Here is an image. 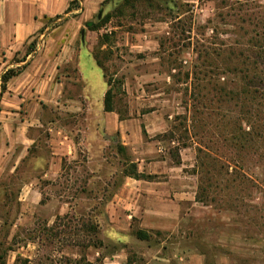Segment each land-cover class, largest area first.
Returning a JSON list of instances; mask_svg holds the SVG:
<instances>
[{"label": "rangeland", "instance_id": "1", "mask_svg": "<svg viewBox=\"0 0 264 264\" xmlns=\"http://www.w3.org/2000/svg\"><path fill=\"white\" fill-rule=\"evenodd\" d=\"M94 2V12L89 19L97 29L88 34L92 49L90 53L87 48L81 52V67L84 75L89 78L88 93L92 102L98 105L101 100L105 77L106 81L112 80L115 112L122 118L130 116V108L136 117L140 114L146 115L147 119L151 118L152 126L153 121L157 120L156 115L159 119L163 117L167 122L162 128L165 132L153 139H149L147 134L145 140H159L158 147H162L163 152L158 158H168L171 164L186 166L183 170L193 175L192 179L201 197L198 205L189 210L191 214L181 223L180 229L184 232L168 238L162 236V240L167 239L172 247L182 248L184 252L199 250L205 253L207 264H264V226H261V222L259 228H256L248 220V217L259 215L250 206H258L264 215L263 144L257 150L258 156L247 160L244 168L239 171L250 179L253 176V182L245 179V182L226 184L225 181L233 172V165L229 166V175L225 169L221 173L213 171L208 174V167L202 168L201 163L208 165L209 160L199 151L204 149L206 142L217 143L221 140L219 136L225 130L220 126L227 124L231 114L228 113L226 122L219 121L217 113L222 111L217 108L219 104L214 105L203 96L212 86L203 90L199 80L204 73L217 72L216 66H220L227 77H231L228 71H234L233 68L237 66L246 69L243 61L245 57H236L239 54L234 55L229 48L241 38L261 41L255 33L260 26L255 28L253 24H262L264 21V0ZM76 5L84 10L83 4L78 2ZM82 12L68 17L61 15L48 22L46 35L36 40L35 49L31 53L35 55L43 47V39L53 29ZM222 43L227 46H222ZM245 56H250L249 51L245 52ZM97 60L101 65H98ZM204 102L209 105L212 103L213 109L206 110ZM226 106L235 111L230 103ZM54 117L55 112L48 110L44 118ZM64 119L67 123L75 121L70 113ZM234 125L229 124L226 132L232 131ZM94 130L97 131L98 140L92 150L81 145L78 159L65 163L66 171L60 187L55 190V194L62 199L70 200L76 194L82 199H97L103 194L106 200L108 194L122 182L124 172H130L136 154L121 143L117 134H105L95 126ZM229 151L223 150L224 153ZM42 154L48 155L45 136ZM145 158V163L156 159L152 156ZM29 165L26 161L16 172L5 175L0 181V218H3L0 221V254L11 247L9 235L20 213L22 182L35 174L28 168ZM90 179L92 184L87 186ZM237 195L238 202L234 201ZM82 202L84 207L73 212L74 219L69 216L58 218V232L53 228L49 230L44 223L38 228V235L46 239L44 244L51 246L48 255L50 261L56 260L52 253L53 246L60 247L61 239H67L70 234L75 235L71 244L100 242L96 221L88 216L91 214L89 207L95 206L98 210L97 203L100 202ZM91 227L94 230L96 228L95 232H91ZM56 234L58 237H55ZM38 235L19 228L14 243L26 245L29 241L38 242ZM56 238H60L59 241Z\"/></svg>", "mask_w": 264, "mask_h": 264}, {"label": "crops", "instance_id": "2", "mask_svg": "<svg viewBox=\"0 0 264 264\" xmlns=\"http://www.w3.org/2000/svg\"><path fill=\"white\" fill-rule=\"evenodd\" d=\"M73 1L0 0V181L26 161L35 173L21 185L20 213L11 226V247L7 248L5 264H207L205 253L184 252L172 247L167 239L162 240V236L183 233L181 223L199 203L193 175L183 170L184 164L174 165L168 158H158L163 152L158 139L145 140L147 134L153 139L165 132L162 128L167 122L163 117L156 115L152 126L151 118L140 114L136 117L131 108L126 118L106 111L105 95L110 86L105 77L101 100L98 105L92 102L89 78L81 67V52L83 48L89 53L92 49L88 34L94 30L89 29V17L95 2L77 0L84 10L75 4L70 10ZM78 9L82 14L53 29L35 55L27 53L33 41L46 35L48 22L61 15L78 14ZM19 67L21 73L9 80L2 93V74ZM48 110L55 112L53 119L44 118ZM67 113L75 119L73 123L64 119ZM94 126L105 134H117L121 143L136 154L138 172L155 178L124 176L106 200L103 194L97 199H82L76 194L70 200L55 194L66 161L78 159L81 145L91 151L98 140ZM44 136L48 155L42 154ZM147 156L156 159L145 163ZM91 184L90 179L86 185ZM82 200L100 202L99 211L89 207L88 216L96 221L101 244H71L75 235L70 234L61 239L60 247L53 246L56 260L50 261L51 246L44 244L46 239L38 235V228L44 223L56 231L58 218L74 219L73 212L84 207ZM19 228L37 233L38 242L15 244ZM139 230L147 237L139 238Z\"/></svg>", "mask_w": 264, "mask_h": 264}, {"label": "trees", "instance_id": "3", "mask_svg": "<svg viewBox=\"0 0 264 264\" xmlns=\"http://www.w3.org/2000/svg\"><path fill=\"white\" fill-rule=\"evenodd\" d=\"M77 2V0L73 1L69 9L71 10L72 6L74 4L76 5ZM253 26L255 28L260 26L257 28L258 30H256L255 33L261 38V41L257 39L245 40L244 38H241L234 42V44H231V47L229 48L232 50L234 55H236V53L239 54L236 57H245L243 61L245 62L246 69L245 67L242 68L241 66H237L236 68H233L235 69L234 71H228V74H230L231 77H227L221 67L216 66L215 70H218V73H204V76L200 80L198 79L200 81V86L203 87V90L212 86L211 89H208V92H204L203 96H205L214 105L219 104L217 108L218 110H222L220 113H217L219 121L222 123L226 122L228 113H231L228 116L229 118L227 124L224 123L223 126H220L222 130H225V132L223 131V133L219 136L221 137V140L217 143L211 141L206 142L204 149H199L200 153L204 154L205 158L209 160L208 165H205L203 162L201 163L202 168L208 167V174L213 171L221 173L225 169V173L229 175V166L233 165V172L225 181L226 184H229L230 182L234 183L236 181H240V183L245 182V179L248 182H253V176H251L252 178L250 179L244 174H241L239 171L244 168V164L247 160H253V158L258 156L257 150L261 144H263L262 149L264 150V21L262 24L257 23L253 24ZM89 29L95 30L97 28L94 23L91 22L89 23ZM240 40H244L245 42H241ZM35 46L36 42L33 41L29 45L27 53L30 54L31 51L35 49ZM222 46L225 47L227 45L222 43ZM242 47L244 48L243 51L240 50ZM221 50H223V48L220 49V51ZM225 51H227V49ZM246 51H249V57L245 56ZM97 63L98 65H101L98 60ZM209 66L212 65L209 63ZM21 71V67L11 68L2 74V93L6 91L9 80L20 74ZM107 83L110 88L105 95V109L110 112L115 111L112 97V80L108 79ZM212 103L209 105L204 102L203 107L206 110H211L213 109L211 107ZM227 103H230L235 108V111L229 109L230 107L226 106ZM233 120L235 125L231 129L232 131L227 133L226 128L229 124L233 125V123H230V121ZM143 132L146 135L145 129ZM224 149L227 151L229 149L230 151L228 153H224ZM124 176H132L134 178L145 180H153L155 178V176L152 175L140 174L137 169V164L133 161L130 165V172L125 171ZM199 198L201 197L198 192V201H200ZM234 201L238 202V195L234 197ZM243 205L245 206V204ZM250 207L254 208L255 213H259V215L257 216L256 214L254 218L248 217V220L252 221V224H254L256 228H259V225L262 222L261 226L263 227L264 215L262 214L261 209L259 210L258 206ZM90 229L92 230L91 232H95L96 230V228L94 230L93 227ZM137 235L139 238L147 237V234L140 230L137 231ZM89 243L92 244V241ZM100 244L101 242H98L93 245ZM7 248L0 254V264H5Z\"/></svg>", "mask_w": 264, "mask_h": 264}]
</instances>
